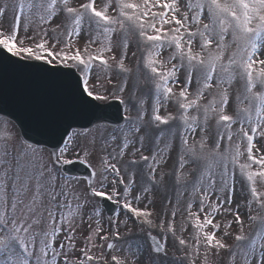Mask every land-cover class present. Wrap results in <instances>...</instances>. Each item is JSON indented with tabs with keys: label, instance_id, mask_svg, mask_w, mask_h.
<instances>
[{
	"label": "snow or ice",
	"instance_id": "snow-or-ice-1",
	"mask_svg": "<svg viewBox=\"0 0 264 264\" xmlns=\"http://www.w3.org/2000/svg\"><path fill=\"white\" fill-rule=\"evenodd\" d=\"M9 14L0 264H264V0H0Z\"/></svg>",
	"mask_w": 264,
	"mask_h": 264
},
{
	"label": "rangeland",
	"instance_id": "rangeland-1",
	"mask_svg": "<svg viewBox=\"0 0 264 264\" xmlns=\"http://www.w3.org/2000/svg\"><path fill=\"white\" fill-rule=\"evenodd\" d=\"M11 21H12V17H11V14H9V16L6 19H3L0 22L3 23V26L5 28H8L10 26ZM133 41H135V39L131 38L129 55H131V51L135 50V46L132 44ZM112 42H113V45H114V47L116 48V50L118 52V50L121 47L122 42H123V34L122 33L114 34L113 37H112ZM81 46H82V42H81ZM180 78L183 79V75H181ZM107 86L111 87V85H107ZM170 195H172L174 197L176 194L170 191ZM240 261H241V259L237 258L236 259V264H241ZM223 264H232V260H228V254L227 253L223 254Z\"/></svg>",
	"mask_w": 264,
	"mask_h": 264
},
{
	"label": "water",
	"instance_id": "water-1",
	"mask_svg": "<svg viewBox=\"0 0 264 264\" xmlns=\"http://www.w3.org/2000/svg\"><path fill=\"white\" fill-rule=\"evenodd\" d=\"M65 72V71H63ZM29 78L32 77L33 74H26ZM10 107V106H9ZM4 110L6 112H8L10 114L11 117H14L16 120L20 121L22 124L25 125V129L27 128V117L25 116V114L21 111H19L18 109L16 108H13V109H8V106H5ZM80 123H83V121H80ZM25 129H21V130H25ZM30 135H33L34 136V133H30ZM35 138V137H34ZM48 140H45L48 142L49 144V148H51L52 144H54V140L52 138H50L49 136H47ZM35 139H38V140H43V139H39V138H35ZM55 139H59V136H56ZM81 172V170H80ZM81 173H84V172H81Z\"/></svg>",
	"mask_w": 264,
	"mask_h": 264
},
{
	"label": "bare ground",
	"instance_id": "bare-ground-1",
	"mask_svg": "<svg viewBox=\"0 0 264 264\" xmlns=\"http://www.w3.org/2000/svg\"><path fill=\"white\" fill-rule=\"evenodd\" d=\"M132 44L135 46V41H133L132 42ZM14 107H12V106H8V109H13ZM34 137L35 138H39V139H43V140H48V138H47V136H40V135H36L35 133H34ZM165 152H166V154H167V149L165 150ZM169 194H170V192H169ZM238 259H241V261H240V263L241 264H244V262H243V260H242V258H240V257H237ZM228 260H231V258L228 256Z\"/></svg>",
	"mask_w": 264,
	"mask_h": 264
}]
</instances>
